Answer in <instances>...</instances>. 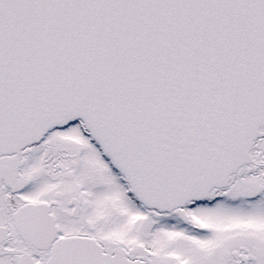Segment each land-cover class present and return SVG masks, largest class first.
<instances>
[{
  "label": "snow or ice",
  "instance_id": "snow-or-ice-1",
  "mask_svg": "<svg viewBox=\"0 0 264 264\" xmlns=\"http://www.w3.org/2000/svg\"><path fill=\"white\" fill-rule=\"evenodd\" d=\"M0 264H264V0H0Z\"/></svg>",
  "mask_w": 264,
  "mask_h": 264
}]
</instances>
